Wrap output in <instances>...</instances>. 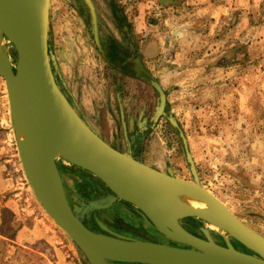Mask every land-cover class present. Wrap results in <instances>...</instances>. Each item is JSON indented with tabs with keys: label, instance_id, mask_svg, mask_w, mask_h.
<instances>
[{
	"label": "rangeland",
	"instance_id": "rangeland-1",
	"mask_svg": "<svg viewBox=\"0 0 264 264\" xmlns=\"http://www.w3.org/2000/svg\"><path fill=\"white\" fill-rule=\"evenodd\" d=\"M90 1L103 55L95 44L87 1L50 0L49 25L52 20L60 29L56 59L49 47L51 63L69 103L81 113L63 77L73 68H94L98 96L107 105L93 120L84 117L97 134L153 168L193 181L189 152L201 186L264 237V0ZM110 48L118 61L107 53ZM71 49L81 57L68 63ZM8 55L15 67L10 45ZM126 57L135 64L126 63L127 70H122ZM151 80L167 92V110L182 136L165 111L155 122L159 95ZM57 164L67 200L80 209L89 228L99 226L105 232L104 226L127 238L171 244L122 200L82 213L84 206L110 191L64 159ZM0 212V264H89L46 214L26 180L1 76ZM180 223L200 238L206 230L214 242H230L249 252L226 232L198 219Z\"/></svg>",
	"mask_w": 264,
	"mask_h": 264
},
{
	"label": "water",
	"instance_id": "water-1",
	"mask_svg": "<svg viewBox=\"0 0 264 264\" xmlns=\"http://www.w3.org/2000/svg\"><path fill=\"white\" fill-rule=\"evenodd\" d=\"M86 1L95 44L103 55L95 10L92 2ZM49 10L50 0H0V76L7 89L12 129L24 175L54 224L68 235L89 264H264V237L201 186L189 152L187 160L193 181L176 177L171 171L162 172L116 149L79 116L53 72L48 43ZM3 38L7 40L5 44ZM7 45L15 51V67L10 62ZM151 83L159 95L155 122L165 111L182 136V129L167 110V92L155 80ZM27 133L30 138L25 141ZM23 141L28 151L21 144ZM65 149L69 156L64 154ZM59 158L92 174L114 195L108 192L104 199L92 201L86 207L83 201L84 211L108 206L115 199L122 200L133 206L171 244L115 235L102 225L107 234L92 231L80 216V209L71 207L67 200L57 167ZM136 187L149 198L157 220L148 218L134 200L121 195L117 189L133 194ZM188 190L196 196L194 202L221 211V231L249 252L235 249L230 242L226 245L214 242L206 230L205 238H200L181 225L180 220L189 217L202 222L217 218L202 211L174 216L173 202L169 204L167 193H180L184 197ZM169 224L181 228L185 235L191 234L190 237H174L168 232Z\"/></svg>",
	"mask_w": 264,
	"mask_h": 264
},
{
	"label": "crops",
	"instance_id": "crops-1",
	"mask_svg": "<svg viewBox=\"0 0 264 264\" xmlns=\"http://www.w3.org/2000/svg\"><path fill=\"white\" fill-rule=\"evenodd\" d=\"M49 20H50V16H49ZM58 26H56V23L51 20L50 25L48 27V43L52 52V56H54L55 59L58 56L59 47H60V40L58 35L60 29ZM66 55L68 56V63L70 62V59L72 57H74L75 61H77L78 58L81 57V54L79 52H75L73 49H71V51H69ZM85 62L88 63V61ZM65 66H67L69 69V65L65 64ZM94 66L96 67L97 65H93V67ZM72 70L73 72L68 73V75L67 76L65 75L63 78L68 82L67 83L68 92L72 97V99L76 102L78 107H80L81 110L80 109L79 110L81 113H79V111H77V109L73 105L72 106L75 109V111L79 114V116L93 129V127L85 119V117L93 120V118H96L95 116H100L103 111L102 105L106 106L107 100H103L98 96L100 92L97 91L98 85L96 83V73H95L96 70H94V68H91V71H89V69L85 70L83 68L80 70V72H74V68ZM114 88L116 91H118L119 89L117 87ZM117 95L119 97V94ZM119 100L120 99L118 98L117 101L119 102ZM93 130L96 132L95 129ZM0 222H1V215H0Z\"/></svg>",
	"mask_w": 264,
	"mask_h": 264
},
{
	"label": "bare ground",
	"instance_id": "bare-ground-1",
	"mask_svg": "<svg viewBox=\"0 0 264 264\" xmlns=\"http://www.w3.org/2000/svg\"><path fill=\"white\" fill-rule=\"evenodd\" d=\"M3 44H5L7 42V40L5 38L2 39ZM8 46V45H7ZM20 80V76H17ZM30 136L28 135V133L24 136L23 140H27L29 139ZM21 139V140H22ZM25 141H23L21 144L24 146ZM21 142V141H20ZM24 149L28 151V148H26L24 146ZM64 154L69 156V151H67V149L64 150ZM179 189H181L180 187H178ZM119 189L121 195H126L127 197L131 198L132 200H134L138 206L143 209V211L145 212L146 216H148V218L153 219V220H157V215H156V210L154 208V206L152 205V203L150 202L149 198L147 197V195L143 192V190H141L139 187H136V192L133 194H127L125 192H123L122 188H117ZM187 190V189H184ZM167 196H169V204L173 202V208H172V212L173 215L176 216H183L185 214H198L197 212H208V213H212L214 215L217 216V218H211L209 220L203 221L204 223H206L210 228H213L215 230H217L219 233H225L224 231H221V227L223 226V222L221 221V211H217L214 208L209 207L208 205L205 204H200L197 202H194L196 196L192 195V192L190 190L186 191V194L184 195V197H180L182 195H180V193H173V192H169L167 193ZM168 232L170 234H172L174 237L176 238H188L190 237L191 234L188 233V235H185V233L183 232V230L180 228H174L172 227L170 224L168 226Z\"/></svg>",
	"mask_w": 264,
	"mask_h": 264
},
{
	"label": "flooded vegetation",
	"instance_id": "flooded-vegetation-1",
	"mask_svg": "<svg viewBox=\"0 0 264 264\" xmlns=\"http://www.w3.org/2000/svg\"><path fill=\"white\" fill-rule=\"evenodd\" d=\"M86 1V0H85ZM87 4V3H86ZM87 7H88V11H89V14H90V18H91V13H90V9H89V6H88V4H87ZM92 19V18H91ZM107 53L109 54L110 53V50H109V52L107 51ZM109 56V55H108ZM113 59H114V57H113ZM109 62L110 63H112V59L111 60H109ZM129 62L131 63L132 62V64L134 65L135 64V60H133V58H132V61H130V59H129V57H126V60L123 62V63H121L122 64V67H123V69L124 68H126V63L127 64H129ZM57 167H58V164H57ZM58 170H59V168H58ZM60 172V171H59ZM105 196V195H104ZM101 197V196H100ZM82 213H84V209L82 210ZM89 227H90V225H89ZM185 227V226H184ZM95 228V227H94ZM92 231H95L96 233H102V234H107V231H101V229H99V226H98V229H92V227L90 228ZM185 229H187L186 227H185ZM107 230L108 231H110L108 228H107ZM110 232H112V231H110ZM134 232H136L137 234H143L142 232H140V231H134ZM112 233H114V232H112ZM191 233H193V232H191ZM115 234V233H114ZM115 235H117V234H115ZM196 236H198V234H195Z\"/></svg>",
	"mask_w": 264,
	"mask_h": 264
},
{
	"label": "trees",
	"instance_id": "trees-1",
	"mask_svg": "<svg viewBox=\"0 0 264 264\" xmlns=\"http://www.w3.org/2000/svg\"><path fill=\"white\" fill-rule=\"evenodd\" d=\"M111 50H110V55L111 56H114V58H117V53H116V51H115V49L114 48H110ZM116 60V59H115ZM117 61H118V58H117ZM120 64V63H119ZM120 67H122V64H120ZM122 70H127V69H123V67H122ZM153 119V118H152ZM153 121V120H152Z\"/></svg>",
	"mask_w": 264,
	"mask_h": 264
}]
</instances>
